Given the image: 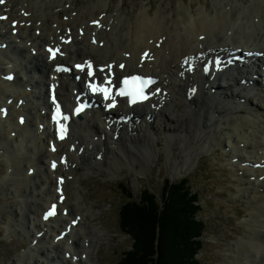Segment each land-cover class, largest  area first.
Masks as SVG:
<instances>
[{"label":"bare ground","instance_id":"bare-ground-1","mask_svg":"<svg viewBox=\"0 0 264 264\" xmlns=\"http://www.w3.org/2000/svg\"><path fill=\"white\" fill-rule=\"evenodd\" d=\"M230 4L232 7L229 10L230 6L227 5ZM87 5L78 8L77 0H6V4L0 5V14L7 15L6 21L0 20V40L9 42L5 49H0V132L8 136V141L12 144L7 158L8 171L1 183L4 186L6 184L3 187L6 195L12 191L10 183H14L17 188L15 196L17 200L23 201L22 206L15 211L22 209L31 221V235L27 234L31 241L26 252L22 253L34 258L32 248H38L46 250L39 255L53 257V264H95L90 249L103 230L97 226L91 228L87 221L88 214H93L95 208L85 197L83 177L95 170L113 173L122 169L123 165H130L137 160L146 166L161 144L160 139L156 140L162 136L161 127L154 125L162 117L173 127L172 131L167 130L166 135L178 137L181 140L180 147L187 146V152L188 147L197 144L202 149L212 147L213 141L218 140L223 141L224 147L228 148V164L237 174L242 173L240 177L246 183L240 185L238 196L253 208H250V217L244 221L250 233L239 242L240 255L226 264H264V201L259 205L254 204L258 195L264 197V154H260V150L264 148V86L260 81H255L250 86L241 82L243 78L254 79L257 73L254 68L260 67L262 61L232 67L217 74L212 81L200 72L188 74L183 65L186 60L208 57L215 52L226 53L228 46L264 50V0H252L251 4L242 0L240 5L237 0H216L215 10L211 11L206 4H202L196 12L193 7L189 8L186 4L182 7L177 3L175 8L163 6L154 14L144 7L132 17L120 8L110 12L105 3L96 6V9L90 5L86 10L84 8ZM62 10L67 13L66 19L60 16ZM106 11L108 14L105 15ZM87 16L91 18L88 20ZM11 21L18 22L16 34H13ZM27 21H31L32 26H22ZM36 22L41 23L42 33L39 36L34 34L38 27ZM67 25L74 28L75 37L71 44L65 45L68 55L60 61L82 56L93 57L98 63L111 61L113 65L110 71L121 74L142 66L140 70L154 73L161 77L162 84L167 83L169 94L162 91L152 109L149 103L128 106L130 109L127 108V112H132L137 119L132 122H125L119 116L110 117L107 122L103 117L107 113L100 109L84 114L83 120H73L69 137L59 143L56 153L52 154L48 149L49 137H52L49 128L41 135L36 132L35 127L36 122L37 125L39 122L44 123L48 114H40V106L35 105V114L39 116L37 121V117L31 112L33 108L28 106L30 97H34L33 101L38 98L36 93L31 95L26 90L29 83L33 84V76L32 79L22 81L19 75L17 80L6 81L2 75L9 70H16L18 73L23 71L25 63L18 62L23 61L31 64L30 72L35 70L41 73L42 68L47 67V71L42 73L48 82L53 63L44 62L42 45L50 41V35H55L57 28L64 31ZM3 28L7 30L3 32ZM77 28L84 29L83 33L76 32ZM201 35L204 36L203 39L199 38ZM30 39L33 40L31 46L39 48L35 56L26 45V41ZM24 51L27 52L26 58ZM121 69L125 70L120 71ZM219 77L224 79L223 85L217 86L216 80ZM69 80V77H60L58 89L65 106L72 95L73 87ZM190 83L199 85L198 92L192 99H188L187 86ZM215 87V92H212ZM252 94L257 98V103L251 101ZM47 95L46 91L41 98L43 107L49 105ZM11 96H15V100L9 105L8 114L5 115L2 108L7 106L6 100ZM18 97L28 100L25 107H20L19 110L15 107ZM242 97L247 99L244 103L251 105L247 111H243L244 105L239 101ZM184 102L187 104L184 114L190 121L186 128L184 122L174 120L181 118L177 115ZM119 109L125 110L124 107ZM23 112H27L28 119L21 126L16 116ZM224 127L227 130L229 127L228 142L221 137ZM12 131L16 134H11ZM71 144L74 146L71 147ZM0 150L2 156L4 149ZM62 152L70 156L68 163L59 164L56 170L51 171L49 157H59ZM181 155L182 153L180 159ZM234 157H239L235 164L231 163ZM247 160L260 161L261 167L241 164ZM181 163L182 159L178 163L179 167ZM25 165L26 171L23 167ZM30 167H35L33 175L27 172ZM57 174L66 176L62 192L65 199L60 207L68 211V216L61 213L44 220L41 218L44 208L57 196ZM75 214L81 215L77 226H72L65 237L55 241V236L65 229ZM66 250L73 253H69L70 258L64 256ZM83 252L87 254L85 259L81 258ZM74 255H78L79 259L73 260Z\"/></svg>","mask_w":264,"mask_h":264},{"label":"rangeland","instance_id":"rangeland-1","mask_svg":"<svg viewBox=\"0 0 264 264\" xmlns=\"http://www.w3.org/2000/svg\"><path fill=\"white\" fill-rule=\"evenodd\" d=\"M96 1L98 0H78L77 3L85 6L90 2L86 6V10L89 9L90 5L96 9V6L105 3L107 7L110 6V9L116 6L113 10L107 8L110 12L118 10L117 8L125 9L126 11L124 12L131 17L139 13L144 7L149 8V13L154 14L161 7L163 8V6L175 8L176 3L182 7L185 4L188 7L190 6L189 8L193 6L194 12L202 4L208 5L212 11L216 7V0ZM244 1H247L246 4H251L252 2V0ZM120 4L121 6H119ZM227 6H230L228 8L230 10L232 4ZM89 18L91 17L89 16ZM23 54L26 58L27 52L24 51ZM18 62L24 64L23 61ZM36 69L38 70V68ZM24 86H26V83ZM213 94L215 95V93ZM251 101L258 102L257 98L253 96L251 97ZM178 102L180 103V101ZM184 104L177 115L181 118L174 120H181L184 122L186 128L187 125H190V121L186 114H184L187 110V104L185 102ZM243 104L244 106L247 105V103ZM33 107L34 104H30V108ZM160 119L156 122L155 127H157L156 125L161 127L162 136L156 138V140L160 139L161 144L153 154V161L151 160L148 164L144 163L146 165L144 166L140 160H137V162L134 161L130 165H123L122 169H118L113 173L95 170L83 177L82 185L85 197L87 201H91L94 204L95 208L93 214H88L87 221L91 228L97 226L103 230L99 239L90 249V253L93 254L92 259L96 261V264H118L124 257V252L131 247L133 243L132 238L120 226V209L124 202L129 199L128 190H131L133 196H139L142 190L150 187L154 193L160 194L166 180L177 181L186 176L193 184L194 190L200 193L203 208L199 216L206 221L207 225L204 233V246L201 252L198 253L200 263L226 264L227 261L233 260L240 255L239 242L250 233L247 229L248 226L244 225V221L248 218L249 211L253 207L238 196L240 185H246L240 177L242 173L237 174L229 166V159L225 155L227 152L223 141H213L212 147L204 149L197 146V144L188 147L187 152V146L180 147L179 142L181 140L178 137L164 134L162 117ZM163 120L167 123V128H170L168 131H172L171 124L169 125L165 119ZM223 129L224 132L221 137L225 142H228V135H230L229 127L228 130L226 127ZM140 132L142 133V130ZM8 140L9 137L0 132V149H4V153L2 156L0 155V264H53L55 263L53 257L47 258L45 254L39 255L43 251L46 252V250L32 248V256L34 258H31L30 254L24 255L21 252V250L28 247L29 238H31L22 235H31L32 229L31 221L23 213V210L15 211V209L22 206L23 201L17 200L14 192L17 188L14 183H10L12 191L9 194L6 195L3 191V187H6V184L4 186L1 180L8 171L7 158L10 156V148L12 146ZM181 153L183 163L179 167L178 163L181 161L179 157ZM23 167L26 171V165ZM233 171L237 177L231 174ZM77 172L79 173L80 170ZM258 196L254 202L255 205H259L261 201H264V197ZM96 244L98 245L95 246ZM46 245L48 244L46 243ZM42 246L41 248H43Z\"/></svg>","mask_w":264,"mask_h":264},{"label":"trees","instance_id":"trees-1","mask_svg":"<svg viewBox=\"0 0 264 264\" xmlns=\"http://www.w3.org/2000/svg\"><path fill=\"white\" fill-rule=\"evenodd\" d=\"M128 194L120 225L133 243L118 264H201L198 253L207 225L188 177L166 180L160 194L149 187L137 197Z\"/></svg>","mask_w":264,"mask_h":264},{"label":"snow or ice","instance_id":"snow-or-ice-1","mask_svg":"<svg viewBox=\"0 0 264 264\" xmlns=\"http://www.w3.org/2000/svg\"><path fill=\"white\" fill-rule=\"evenodd\" d=\"M5 2V0H0V4H2V3H4ZM51 51V50H50ZM53 55H55V53H53ZM79 67V66H78ZM120 67H123V65H121ZM94 91L95 90H97V89H93ZM101 91H104L105 93H107V90L106 89H100ZM121 94H123V93H121ZM65 119H67V117H65ZM63 125H61V129H63ZM60 138L61 139H63L64 138V135H63V133L61 134V136H60ZM52 167L53 168H55L56 167V164H55V162H53V165H52ZM62 182V181H61ZM54 213L53 212H49L48 213V216H51V215H53ZM45 219H47V216L45 217Z\"/></svg>","mask_w":264,"mask_h":264}]
</instances>
